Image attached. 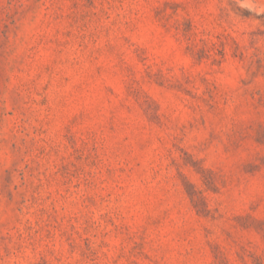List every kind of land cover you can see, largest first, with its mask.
<instances>
[{
	"label": "rangeland",
	"instance_id": "1",
	"mask_svg": "<svg viewBox=\"0 0 264 264\" xmlns=\"http://www.w3.org/2000/svg\"><path fill=\"white\" fill-rule=\"evenodd\" d=\"M0 264H264V0H0Z\"/></svg>",
	"mask_w": 264,
	"mask_h": 264
}]
</instances>
